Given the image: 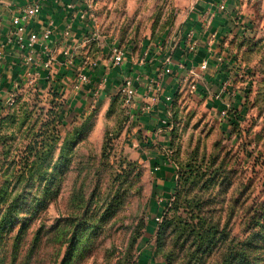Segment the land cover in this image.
Here are the masks:
<instances>
[{
	"label": "rangeland",
	"instance_id": "374dc122",
	"mask_svg": "<svg viewBox=\"0 0 264 264\" xmlns=\"http://www.w3.org/2000/svg\"><path fill=\"white\" fill-rule=\"evenodd\" d=\"M204 1L94 0L73 61L55 52L43 81L14 85L0 100V186L32 158H45L46 175L57 179L33 209L23 207L0 264H168L156 232L165 218L184 216L171 211L177 191L183 206L216 193L209 205L233 207L230 230L240 233L241 211L264 199V0L223 1L209 40L225 82L211 83L207 68L182 74L170 97L155 95L154 126L144 127L120 87L98 81L89 90L78 79L102 60L110 71L112 46L178 48Z\"/></svg>",
	"mask_w": 264,
	"mask_h": 264
},
{
	"label": "crops",
	"instance_id": "0c3cea01",
	"mask_svg": "<svg viewBox=\"0 0 264 264\" xmlns=\"http://www.w3.org/2000/svg\"><path fill=\"white\" fill-rule=\"evenodd\" d=\"M28 1L0 0V51H3V57L0 60V100L8 99V94L12 91L15 82L22 79L26 70L37 69L40 72L41 81L47 75L48 68L44 66L43 61L37 60V58L25 63L24 55L17 45L13 41L7 43L12 30V16ZM223 1L225 0H205V3L201 4V10L191 14L182 29L184 36L188 31L193 32L198 43L195 53L185 51L184 36L179 47L173 48L170 52L161 51V48L156 47L153 43L147 44V48L144 46L140 53H135L128 47L126 50L122 49L124 61L120 66L112 65L109 71L106 66H109L110 62L106 63V60H102V62H97L94 68L86 70L90 80L86 84L87 86L84 84L81 87H89L90 90L92 84L99 81L100 87L103 85L106 87L105 89H119L124 78H131L136 90L133 106L140 114L142 121L145 122V128L158 123L153 117L161 112L162 106L160 104L152 105L156 100L155 95L160 93L162 99L167 95L170 96L178 87L180 76L191 69H198L202 61H208L204 77L220 87L222 80L224 83L225 79L218 72V70L221 71V67L215 62V56L218 53L215 52L216 45L210 44L209 31L216 30L224 19L223 12L218 10L219 3ZM87 19L86 15L83 16L82 0H44L41 14L36 18L34 28L39 29L51 24L53 30L51 42L59 60L64 59L62 52L64 49L70 51L76 49V46L73 45L75 38H82L88 32ZM168 54L172 57L169 64L171 73H164L163 70L167 66L164 58ZM178 61L183 62L182 69L177 66ZM144 104L149 105H147L149 110H143ZM1 106L2 102H0ZM151 115L153 117H149Z\"/></svg>",
	"mask_w": 264,
	"mask_h": 264
},
{
	"label": "trees",
	"instance_id": "16d2710c",
	"mask_svg": "<svg viewBox=\"0 0 264 264\" xmlns=\"http://www.w3.org/2000/svg\"><path fill=\"white\" fill-rule=\"evenodd\" d=\"M44 160L32 158L22 174L12 180L6 178L0 186V245L13 231L17 216L26 213L23 207L33 209L34 204L42 201L41 195L50 194L56 185L55 175L51 172L46 175ZM211 180L214 184L215 180ZM32 188L35 190L30 194ZM215 194L212 198L188 196L183 199L187 203L183 206L177 191L171 211L178 213L183 208L184 216L175 214L165 218L156 232V242L164 249L168 264H264V199L241 211V231L233 234L230 224L236 210L233 207L217 210L210 206ZM69 244L68 256L71 237Z\"/></svg>",
	"mask_w": 264,
	"mask_h": 264
},
{
	"label": "built area",
	"instance_id": "2783aa9c",
	"mask_svg": "<svg viewBox=\"0 0 264 264\" xmlns=\"http://www.w3.org/2000/svg\"><path fill=\"white\" fill-rule=\"evenodd\" d=\"M44 0H29L25 2L17 12L11 18V35L8 38L7 43L14 42L18 49L24 55L25 63H29L34 59L41 60L44 63L46 68L51 67L53 61L56 58L54 45L51 42V36L53 33L51 24L35 29L34 23L36 18L41 14L42 4ZM94 0H82L83 8L85 12H83V16H91L88 12V8L92 7V2ZM87 8V9H86ZM220 10L225 8V2H220L218 5ZM184 45L185 51L187 53H195L198 47V43L192 31H188L184 36ZM112 62L114 66H120L124 61V52L118 46H112ZM63 55L65 57H70L71 62L73 61L72 57V50L64 49ZM3 51H0V60L2 59ZM172 61V57L168 54L164 58V62L167 66L164 68V73H171V68L169 64ZM215 61L220 62L222 61V56L218 55L215 56ZM177 66L182 69L184 64L182 61H178ZM208 66V61L204 60L199 65V70L204 71ZM89 69V68H88ZM86 66H84L78 73V79L81 83H88L89 76L86 73L88 70ZM190 73L196 74L195 69L189 70ZM22 79L15 82L14 88L20 90L21 87H33L38 79H40V72L37 69H29L24 72L22 75ZM23 85V86H22ZM124 94V101L128 105H133L134 97L136 90L133 85V80L129 77L124 78L120 89ZM170 97V96H169ZM167 97V99H169ZM10 100V98H8ZM143 110H149L148 106H143ZM158 220V217L156 218Z\"/></svg>",
	"mask_w": 264,
	"mask_h": 264
}]
</instances>
